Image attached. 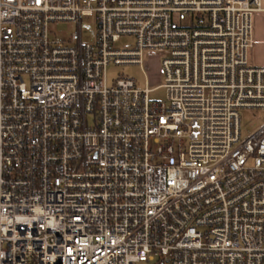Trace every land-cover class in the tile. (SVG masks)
<instances>
[{"label":"built area","instance_id":"2783aa9c","mask_svg":"<svg viewBox=\"0 0 264 264\" xmlns=\"http://www.w3.org/2000/svg\"><path fill=\"white\" fill-rule=\"evenodd\" d=\"M263 2L0 0V264H264Z\"/></svg>","mask_w":264,"mask_h":264},{"label":"rangeland","instance_id":"374dc122","mask_svg":"<svg viewBox=\"0 0 264 264\" xmlns=\"http://www.w3.org/2000/svg\"><path fill=\"white\" fill-rule=\"evenodd\" d=\"M57 33H66L75 30L73 23H58L54 26ZM95 32L94 20L88 19L82 25L81 37L84 41H93ZM122 45L132 48L134 45L131 37L124 38ZM162 53L158 50H145L141 55V63L138 65H121L108 67V81L117 74H124L134 77L140 87H154L162 82L161 77V60ZM151 98L163 99V89H158L150 93ZM264 123V109H249L241 111V133L246 136L256 130ZM148 264V263H140Z\"/></svg>","mask_w":264,"mask_h":264},{"label":"crops","instance_id":"0c3cea01","mask_svg":"<svg viewBox=\"0 0 264 264\" xmlns=\"http://www.w3.org/2000/svg\"><path fill=\"white\" fill-rule=\"evenodd\" d=\"M264 8V2H263ZM253 40L252 60L257 66L264 67V10L253 16Z\"/></svg>","mask_w":264,"mask_h":264}]
</instances>
